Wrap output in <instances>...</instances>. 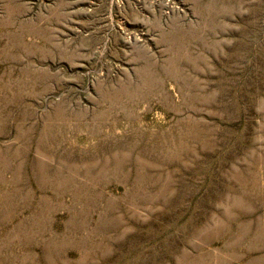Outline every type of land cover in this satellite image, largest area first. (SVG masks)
<instances>
[{
  "label": "rangeland",
  "instance_id": "374dc122",
  "mask_svg": "<svg viewBox=\"0 0 264 264\" xmlns=\"http://www.w3.org/2000/svg\"><path fill=\"white\" fill-rule=\"evenodd\" d=\"M0 264H264V0H0Z\"/></svg>",
  "mask_w": 264,
  "mask_h": 264
}]
</instances>
